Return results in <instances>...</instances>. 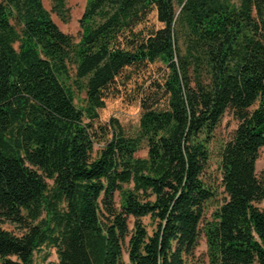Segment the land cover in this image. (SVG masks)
<instances>
[{
    "label": "trees",
    "instance_id": "1",
    "mask_svg": "<svg viewBox=\"0 0 264 264\" xmlns=\"http://www.w3.org/2000/svg\"><path fill=\"white\" fill-rule=\"evenodd\" d=\"M50 4L0 0V264L43 249L122 264L124 247L128 264H194L201 237L207 264H264V0H86L77 40L51 17L68 22L67 0ZM157 63L137 134L99 123L125 73ZM227 112L223 199L205 218Z\"/></svg>",
    "mask_w": 264,
    "mask_h": 264
},
{
    "label": "rangeland",
    "instance_id": "2",
    "mask_svg": "<svg viewBox=\"0 0 264 264\" xmlns=\"http://www.w3.org/2000/svg\"><path fill=\"white\" fill-rule=\"evenodd\" d=\"M44 7L51 11L50 0H42ZM236 2V0H232ZM86 0H67V7L69 9L68 22H62L57 16L51 13L53 21L57 24L59 29L65 34L70 35L75 40L79 38L80 28L79 20L83 14ZM165 72V68L160 64L147 65L145 68L138 70L131 69L126 72L130 79L125 82V86H119L117 94L110 93L106 100L105 106L99 111V123L106 124L115 120L122 130L129 135H136L139 128L140 118V103L137 96V91L140 87H148L152 81L160 80L161 75ZM119 83V84H120ZM238 122L234 116L227 112L216 133L214 143L210 146L211 159L209 167L206 172L205 182L214 190V198L206 205L205 218H210L212 211H214L223 199V189L220 185V168H219V146L221 143L229 140L230 136L237 127ZM138 157L144 158L146 156V145L143 144L141 150L137 153ZM264 171V150L260 151L259 159L256 163V172L259 178L262 177ZM257 208L264 212V201L256 204ZM143 225L147 228L149 233L152 232L153 226L148 217L141 219ZM134 220L130 218L129 228L133 226ZM4 229L17 233V230L8 224H5ZM207 249L204 237H201L198 247L195 251L194 264H207ZM57 257L55 250H41L35 253L34 264H56ZM122 264H128L126 249L124 247L122 254Z\"/></svg>",
    "mask_w": 264,
    "mask_h": 264
}]
</instances>
